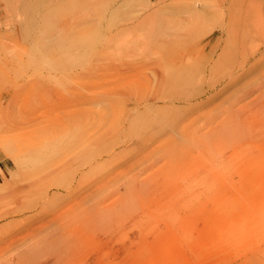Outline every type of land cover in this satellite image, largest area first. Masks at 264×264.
Masks as SVG:
<instances>
[{
    "label": "rangeland",
    "instance_id": "1",
    "mask_svg": "<svg viewBox=\"0 0 264 264\" xmlns=\"http://www.w3.org/2000/svg\"><path fill=\"white\" fill-rule=\"evenodd\" d=\"M0 264H264V0H0Z\"/></svg>",
    "mask_w": 264,
    "mask_h": 264
},
{
    "label": "crops",
    "instance_id": "2",
    "mask_svg": "<svg viewBox=\"0 0 264 264\" xmlns=\"http://www.w3.org/2000/svg\"><path fill=\"white\" fill-rule=\"evenodd\" d=\"M0 167H1V159H0ZM0 176H1V174H0Z\"/></svg>",
    "mask_w": 264,
    "mask_h": 264
}]
</instances>
